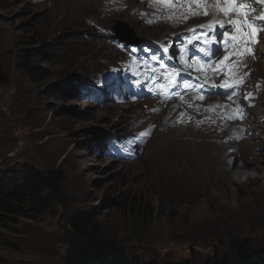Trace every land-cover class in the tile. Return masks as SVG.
I'll return each mask as SVG.
<instances>
[{"label": "rangeland", "instance_id": "obj_1", "mask_svg": "<svg viewBox=\"0 0 264 264\" xmlns=\"http://www.w3.org/2000/svg\"><path fill=\"white\" fill-rule=\"evenodd\" d=\"M71 3L0 0V192L10 176L19 178L21 168L29 165L61 172L67 200L55 202L35 220L16 216L1 221L0 264H65L71 233L67 216L77 209L96 210L103 235L116 240L139 264H222L236 257L230 248L235 240L263 250L264 194L259 190L264 191V174L238 185L221 182L222 166L210 169L199 157L197 162L188 160L173 145L176 140L167 139L176 136L165 126L135 162L91 164L97 162L90 154L91 142L100 144L104 138L98 137L107 136L110 128L115 133L121 115L131 112L82 95L93 84L90 78L121 55L103 45L86 17L140 39L156 36L157 29L144 28L130 10L104 19L91 4L82 8ZM44 50L56 60L44 62ZM20 54L46 69V78L33 80L22 73ZM83 56H89V66L80 65ZM83 64L84 69L79 67ZM55 86L59 93H53ZM159 122L165 124L162 118ZM238 129L232 130L235 138ZM260 140L258 146L248 142L235 152L246 156L245 167L262 160L264 137ZM138 210L147 212L140 223L134 220Z\"/></svg>", "mask_w": 264, "mask_h": 264}, {"label": "trees", "instance_id": "obj_2", "mask_svg": "<svg viewBox=\"0 0 264 264\" xmlns=\"http://www.w3.org/2000/svg\"><path fill=\"white\" fill-rule=\"evenodd\" d=\"M40 54L44 62L56 60L53 53L47 50ZM18 58V69L22 73L33 80L46 78L48 71L35 65L28 55L20 54ZM52 90L53 93L60 92L56 86ZM60 173L53 170L39 171L33 166L24 165L19 178L10 176L4 190L0 192V222L16 216L35 220L46 214L55 202L67 203L62 192L63 177ZM135 215L134 220L140 223L146 218L147 212L138 210ZM96 217V210L82 209L67 216L71 233L66 240L68 248L65 264H139L128 257L116 240L103 235ZM230 248L236 257L233 260L225 259L222 264H264V249L254 250L242 240L232 241Z\"/></svg>", "mask_w": 264, "mask_h": 264}, {"label": "bare ground", "instance_id": "obj_3", "mask_svg": "<svg viewBox=\"0 0 264 264\" xmlns=\"http://www.w3.org/2000/svg\"><path fill=\"white\" fill-rule=\"evenodd\" d=\"M74 1H75L74 3L76 4V6L79 5L82 8L87 7L90 4H94L95 3L94 2L95 0H74ZM99 7H100V5H98V6L96 5L95 6L96 9H98ZM131 18L132 17H130L129 19H131ZM72 19L73 18H69V21H74ZM135 21H138V19L135 18ZM0 22H1V19H0ZM84 52H85V50H84ZM88 60H89V56H83V60L80 61V65L82 63H84V62H86V65H88ZM80 65H79V67H82L84 69V65L85 64H83V66H80ZM123 108H125L127 110V107H123ZM116 109H118V108H116ZM114 110H115V108L110 109V113L114 112ZM216 110H217L216 102L212 103L211 106L207 108V111H210L211 121H215L216 120V116H215ZM167 117H168L169 121H174L176 119V117L173 116V115H168ZM110 118H111V115L109 114V116L107 118H105V120H109ZM158 123L159 124H163V123H160L159 121H158ZM233 125L236 126V124H233ZM235 129H238V128H235ZM170 132H171V134H178L179 132H181L182 138L180 140L176 139V143L173 144V145L177 148V150L179 152H182L185 156H187L188 160H190L191 162H197L198 157H199L201 160L207 162V164L209 165L208 167L210 169L218 167V170H219L220 167L222 166L223 167L222 171H220V170H219L220 172L218 171V174H219L218 177L222 178L221 182H224V183L230 182V184H232V185H238L239 182L243 183L242 180H250V181L258 180V179H260L262 177V174H264V155H262V160H256V161H252L251 160V162H249L250 164L248 166H246V167H245V165L242 166V167H240L238 165H235L232 171H228L225 165H221L219 163V161H218L219 152L212 150V145L209 142L207 136H203V139L201 141H196V140H192L191 141V140L185 138V136L187 135V132H185V131H180V130L176 131V130L172 129ZM163 135H164V133H163ZM183 138H185V140H183ZM167 139H172V136L170 135V137H168ZM248 168H250V169L248 170ZM259 193H261V194L263 193L264 194V191L263 190H259Z\"/></svg>", "mask_w": 264, "mask_h": 264}, {"label": "snow or ice", "instance_id": "obj_4", "mask_svg": "<svg viewBox=\"0 0 264 264\" xmlns=\"http://www.w3.org/2000/svg\"><path fill=\"white\" fill-rule=\"evenodd\" d=\"M258 3H264V0H257ZM224 4L226 6L220 7L219 10L225 13V15H228L233 8L235 7L238 10V13L240 16H247L248 12L244 7L243 0H241L240 4L237 5V0H224ZM207 14V13H205ZM260 20H264V15H261L259 18ZM242 22L240 20H232L230 24L235 27L238 24H241ZM244 24H247L249 28H251L253 25L252 23H249L247 20L243 21ZM215 24V22H214ZM201 28H210V31H206L202 33L203 36V42L208 45L206 48H200V52L204 54V56L211 57L213 55H217L219 53V47L218 46H212L213 44L218 45V41H215L216 36H223L224 38H228V31L229 29L225 27L223 23H220L218 25L219 29L222 31H216L215 27L208 26V25H202ZM194 31V30H193ZM244 34L241 32L239 28L236 29V34L231 37L232 41L243 39ZM167 51V49H165ZM154 59L156 57H153ZM227 59V57H225ZM219 73H214V75H218ZM230 87V85H229Z\"/></svg>", "mask_w": 264, "mask_h": 264}, {"label": "water", "instance_id": "obj_5", "mask_svg": "<svg viewBox=\"0 0 264 264\" xmlns=\"http://www.w3.org/2000/svg\"><path fill=\"white\" fill-rule=\"evenodd\" d=\"M116 32L118 33V36H117V37H118L119 39H121V40L127 41V42H129V43H135V42H137V40L134 39V38H128V37L123 36V35L119 32V30H116Z\"/></svg>", "mask_w": 264, "mask_h": 264}]
</instances>
